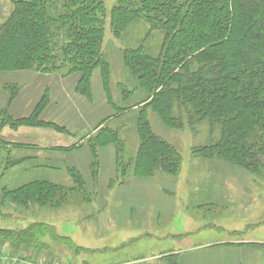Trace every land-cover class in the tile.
I'll use <instances>...</instances> for the list:
<instances>
[{"label":"trees","instance_id":"1","mask_svg":"<svg viewBox=\"0 0 264 264\" xmlns=\"http://www.w3.org/2000/svg\"><path fill=\"white\" fill-rule=\"evenodd\" d=\"M11 2L13 12L0 27V73L36 72L62 79L76 75L75 93L92 101L93 76L101 72L107 104L115 114L102 120L86 141L97 169L94 181L99 178L100 151L109 147L115 150L119 185L126 183V173L146 178L180 172L181 154L154 131L150 111L170 129L195 131L205 123L220 128L215 141L193 150L195 158L222 160L256 174L264 170V0H119L109 16L102 0ZM108 18L115 39L138 24L146 27L149 36L163 34L158 54L144 44L121 49L123 66L133 80L131 88L118 84L121 100L143 94L131 106L114 102L112 69L104 55ZM49 103L47 89L29 117L18 120L4 114L2 118L0 113V143L5 127L67 133L65 127L41 118ZM134 109H139L135 120L139 149L132 164L121 160L124 145L119 131L106 124ZM69 171L75 187L37 181L9 194L25 205L52 204L72 193L86 199L83 175L74 168ZM46 239L78 253L86 249L72 237L60 235L54 225L35 222L24 229H0V250L43 251ZM165 260L180 264L176 255Z\"/></svg>","mask_w":264,"mask_h":264},{"label":"rangeland","instance_id":"2","mask_svg":"<svg viewBox=\"0 0 264 264\" xmlns=\"http://www.w3.org/2000/svg\"><path fill=\"white\" fill-rule=\"evenodd\" d=\"M102 1L109 16L119 0ZM12 12L11 0H0V27ZM162 40V33L154 32L149 36L148 30L142 24L130 28L129 32L121 39H115L112 37L110 19L108 18L104 55L111 65V86L117 106H131L143 98L142 93H137L128 102L121 100L118 84L123 83L130 88L133 87V80L123 66L121 49L144 44L149 46L155 54H158ZM20 73L22 72L0 73V113L2 118H6L4 114H8L10 97L20 93L19 81H26L25 78L21 80L14 77ZM72 77L75 78V81L66 83L71 100L64 104L68 106L67 110L62 111L59 115L61 127H65L67 133L73 131L79 133L69 139L70 143L71 141L74 143L75 140L79 141L81 137L94 136L97 132L94 131L95 127L102 120L115 114L107 104L99 70L95 72L92 80V101L73 92L72 87L75 83L77 85L79 77L76 75ZM62 89L63 87L60 86L59 95L63 94ZM4 99H8L7 102H4ZM136 110H131L106 124L119 131V137L124 145L121 160L132 162V164L139 149V138L135 127L136 113L139 109ZM149 120L157 135L180 152V172L174 176L156 173L154 176L146 178L133 177L130 173L129 175L126 173L123 176L127 178V181L120 185L113 147L100 151L101 164L98 172L99 176L101 173V181L99 178L98 181H94L92 166L94 159L86 143L82 145V148L73 151H53L54 155L45 153L42 155L41 151L10 146L8 141H4L2 131L3 142L0 143V229H24L35 222L51 224L57 228L60 235L73 237L78 245L85 246L90 251L85 249L78 253L67 245L46 239L47 249L43 251L31 249L28 252L16 254L9 251L10 248L5 247L0 250V264H115L122 258L135 259L139 256L146 259L145 264H157L152 262L155 258L150 259V257L155 253V250L163 248L167 243L154 241V244H151L143 238H137L134 241L126 235L128 229H134V234L139 237L142 234L141 236L144 238L147 233L151 232L161 234L170 227L177 228L178 226L175 225L179 224L184 214L192 219L191 223L194 227L201 223L206 225L203 230H196L192 233L194 240L189 238L186 242L187 245L183 246L184 248L198 241L206 242L210 238L212 240L232 239L237 247L248 246L247 240H263L264 227H261L263 224L260 222H264V170L260 174H256L222 160L195 158L193 156L195 148L208 145L219 137L220 128L218 126L211 128L209 124L205 123L195 131L189 128L170 129L165 127L157 115L151 111ZM71 147L69 146L67 149ZM39 155L40 158H37ZM34 159L43 160L42 165L29 161ZM71 168L80 172L86 181L87 198L84 200L72 193L67 200H58L52 204L28 203L25 205L18 203L9 194V191L37 181L50 182L69 188L75 187L69 171ZM96 171L95 168L94 172ZM178 192H181V195ZM165 193L167 194L165 195ZM175 193H178L177 198L173 199L172 196ZM153 194H155V198ZM167 195L172 198H167ZM158 198H161L160 201L167 199V201L164 200L166 204L160 206L161 213H164L167 208L175 207L166 220L164 214H160L159 218L156 216L159 220L153 219V213L160 203ZM176 199L179 203L174 204ZM148 202H151L154 209L151 208L152 213L147 207ZM155 213L159 214L157 211ZM140 219H144V222L140 223ZM231 229L236 231H230ZM145 232L146 234L143 235ZM210 232L214 236L206 235ZM123 242L126 243L119 247ZM6 250H8L7 255L3 253ZM236 251L231 249L230 251L219 250L216 253H211L210 249L203 248L193 252L191 259L195 256L193 259L199 260L201 252H203L199 264H264L263 252H251L249 257H244ZM7 256L11 257V262L4 263L8 259ZM158 260L156 258L154 262H158Z\"/></svg>","mask_w":264,"mask_h":264},{"label":"crops","instance_id":"3","mask_svg":"<svg viewBox=\"0 0 264 264\" xmlns=\"http://www.w3.org/2000/svg\"><path fill=\"white\" fill-rule=\"evenodd\" d=\"M14 77L16 78H20L21 80L23 78H25V82H21L19 81V84L21 85V90L20 93L15 97V99L13 101L10 102L9 107H8V114L13 118V119H23V118H27L29 117L33 111L35 110L37 104L39 103V101L41 100V98L43 97L45 91L48 89L50 90V103L48 105V107L46 108V110L43 112L41 118L43 119V121L46 122H52L55 123L59 126H61V122L59 121L60 118V113L62 111L67 110L68 106H65L64 104H67V102L70 99V96L68 94V87L66 85V83H70L72 80H74L75 78H69V79H65V80H61L59 77H57L56 75H44V74H40V73H34V72H22L20 74H16ZM75 81V80H74ZM75 83V82H73ZM60 86L63 87L62 89V93L61 95H59V89ZM55 88V89H54ZM75 88H76V83L74 84V86L72 87L73 92L75 93ZM66 91V92H65ZM56 92V94H55ZM8 99H4V102H7ZM79 133L78 131L76 132H70V133H66V134H61L58 131H54L51 129H42V128H29V127H19L16 129H12L10 127H5L3 132H2V137L4 138V141H8L7 143H10V146H18L20 147L19 149H33L36 151H41L43 152L42 155H54L53 151H58L57 149L59 148H64L67 149L69 148V146H79V145H83L84 143H86L87 139L89 137H81L79 139V141L76 142V140L71 141V143L69 142V139H71L74 136H77ZM45 153V154H44ZM114 158H115V150L113 152ZM42 157V156H41ZM40 158V155L39 157ZM31 162H35L36 164L42 165L43 160H38V159H34V160H29ZM30 162V163H31ZM99 181H101V173L99 176ZM179 195H181V192H178ZM175 193V195H173V199L177 198V194ZM167 193H165L166 195ZM164 195V194H163ZM154 198H155V194H153ZM167 198L170 196H166ZM170 197V198H172ZM161 199V198H160ZM160 199L158 198V202L159 206L157 208V213H153V219L154 220H159L157 219V217L159 218V216H161L160 214H164V219L166 220L167 217H169L170 212H172L174 208H167L166 211L164 213H161L159 211L160 206L163 204H166L165 202L167 201V199H164L166 201H160ZM185 199V198H183ZM153 200V199H152ZM179 203L178 200L176 199V201H174V204ZM169 204V203H167ZM147 207L148 209L151 208L153 209V207L151 206V202L147 203ZM147 209V210H148ZM154 210V209H153ZM148 213V212H147ZM146 213V214H147ZM152 213V211H151ZM142 214L144 215V212H142ZM157 216V217H156ZM184 217H182V219L179 221L177 228H173L170 227L169 229L165 230L163 233L161 234H157L155 232H151V233H147V235L145 236L146 238L142 237L140 235L134 234V229L130 228L128 229L126 235H128V238H131L132 240L136 241L137 238H143L145 240H147L148 242H150L151 244H154V241H161V242H165L167 243L166 245H164L163 248L158 249L157 251L155 250V253L153 255H151V258H155L154 261H156V258L159 259L158 262H154L153 263H157V264H166V260L165 258L168 256H172V255H176L179 259L180 264H192L193 262L195 264H199L201 257L203 256V252H201V255L198 259H193L195 256H193V260L191 259L192 257V253L199 251L200 249L203 248H208L210 249L211 253H216L219 250H223V251H230L231 249H235L238 251V253L242 256H248L249 254L252 252L254 253H260L263 252L264 253V247H251V245H260V246H264V239L263 240H251V241H246L248 246H236V244L233 242V240H212V238L207 239L206 242H195L193 244H191L189 247L184 248L183 246L187 245V240L189 238H191L192 240V233L196 230H203V228L206 226L204 225V223L199 224L198 226H193V224L191 223L192 219L190 217H188L187 215H183ZM141 218V217H140ZM142 220V221H141ZM144 219H140V223L144 222ZM196 221V220H195ZM197 222V221H196ZM190 223V224H189ZM195 225L196 223L193 222ZM261 227H264V222H260ZM252 225V224H250ZM239 230V229H237ZM227 231V230H225ZM230 231H236L231 229ZM123 232V231H122ZM229 232V231H227ZM145 233H143V235H145ZM190 234V235H189ZM209 236H214V234H212V232H210V234H206ZM244 235V234H243ZM130 236V237H129ZM148 236V237H147ZM72 239H74L72 237ZM150 239V240H149ZM241 239V238H239ZM163 240V241H162ZM74 241L76 242V244L78 245V242L74 239ZM126 242H123L119 245L123 246V244ZM81 246V245H78ZM118 246V245H117ZM86 248L88 251H90V249H88L85 246H81ZM10 251V250H9ZM236 251V252H237ZM3 253H5V255L8 254V250L3 251ZM152 254V253H151ZM215 255V254H214ZM143 256H139L135 259H131L129 257H125L122 258L121 261H117L115 264H145V260L144 258H142ZM7 260L4 261V263H9L11 262V257L7 256ZM186 260V263H184ZM10 264V263H9Z\"/></svg>","mask_w":264,"mask_h":264}]
</instances>
